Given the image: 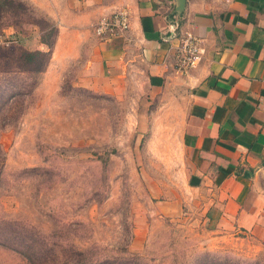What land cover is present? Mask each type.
I'll use <instances>...</instances> for the list:
<instances>
[{
  "label": "rangeland",
  "instance_id": "374dc122",
  "mask_svg": "<svg viewBox=\"0 0 264 264\" xmlns=\"http://www.w3.org/2000/svg\"><path fill=\"white\" fill-rule=\"evenodd\" d=\"M15 1L25 13L0 9V264H264L261 239L210 231L183 205L157 212L185 193L177 112L132 79L89 82L112 11L73 31L60 0ZM18 49L47 52L42 70L17 67Z\"/></svg>",
  "mask_w": 264,
  "mask_h": 264
},
{
  "label": "crops",
  "instance_id": "0c3cea01",
  "mask_svg": "<svg viewBox=\"0 0 264 264\" xmlns=\"http://www.w3.org/2000/svg\"><path fill=\"white\" fill-rule=\"evenodd\" d=\"M67 21L84 30L102 14L125 8L128 29L92 38L84 59L93 87L132 79L141 94L160 95L177 112L181 197L210 231L264 241V0H60ZM198 39L197 65L176 73L171 63L182 32ZM101 83V84H100Z\"/></svg>",
  "mask_w": 264,
  "mask_h": 264
},
{
  "label": "built area",
  "instance_id": "2783aa9c",
  "mask_svg": "<svg viewBox=\"0 0 264 264\" xmlns=\"http://www.w3.org/2000/svg\"><path fill=\"white\" fill-rule=\"evenodd\" d=\"M129 14L125 8H119L100 17L94 26V35L106 39L128 29ZM200 58L198 39L190 32H182L177 50L173 55L172 69L176 73L194 68Z\"/></svg>",
  "mask_w": 264,
  "mask_h": 264
},
{
  "label": "trees",
  "instance_id": "16d2710c",
  "mask_svg": "<svg viewBox=\"0 0 264 264\" xmlns=\"http://www.w3.org/2000/svg\"><path fill=\"white\" fill-rule=\"evenodd\" d=\"M12 3H16L19 6L21 11L25 13V9L20 1L15 0H0V9L1 8H9ZM7 6V7H6ZM23 9V10H22ZM40 43L44 44L47 47L51 46V43L46 39H40ZM48 57V53L41 50H26V49H18V52L14 56L13 62L17 65V67L23 69L22 71L29 72L34 74L36 72H40L44 67L46 60ZM20 65V66H18ZM82 252H78L80 255ZM224 257L223 260H225ZM239 260V258H238ZM237 260V261H238ZM96 262L101 263L102 260L95 259ZM241 261V260H240Z\"/></svg>",
  "mask_w": 264,
  "mask_h": 264
},
{
  "label": "water",
  "instance_id": "95a60500",
  "mask_svg": "<svg viewBox=\"0 0 264 264\" xmlns=\"http://www.w3.org/2000/svg\"><path fill=\"white\" fill-rule=\"evenodd\" d=\"M177 1V7H176V11H181L182 10V7H183V3H184V0H176Z\"/></svg>",
  "mask_w": 264,
  "mask_h": 264
}]
</instances>
